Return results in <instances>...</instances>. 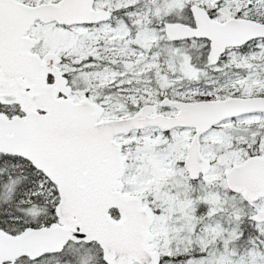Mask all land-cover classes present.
<instances>
[{
  "label": "snow or ice",
  "instance_id": "6c2138e0",
  "mask_svg": "<svg viewBox=\"0 0 264 264\" xmlns=\"http://www.w3.org/2000/svg\"><path fill=\"white\" fill-rule=\"evenodd\" d=\"M0 264H264V0H0Z\"/></svg>",
  "mask_w": 264,
  "mask_h": 264
}]
</instances>
